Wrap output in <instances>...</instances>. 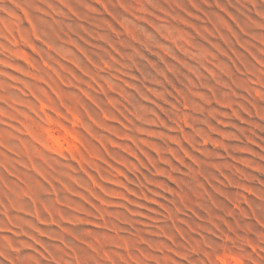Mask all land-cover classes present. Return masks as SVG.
Here are the masks:
<instances>
[{"label": "rangeland", "instance_id": "1", "mask_svg": "<svg viewBox=\"0 0 264 264\" xmlns=\"http://www.w3.org/2000/svg\"><path fill=\"white\" fill-rule=\"evenodd\" d=\"M0 264H264V0H0Z\"/></svg>", "mask_w": 264, "mask_h": 264}]
</instances>
